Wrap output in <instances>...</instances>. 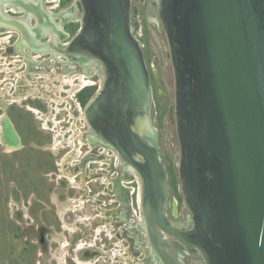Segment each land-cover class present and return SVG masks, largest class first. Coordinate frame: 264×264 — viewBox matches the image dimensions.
<instances>
[{
    "label": "water",
    "instance_id": "1",
    "mask_svg": "<svg viewBox=\"0 0 264 264\" xmlns=\"http://www.w3.org/2000/svg\"><path fill=\"white\" fill-rule=\"evenodd\" d=\"M79 27L66 55L94 60L100 81L84 107L90 130L139 182L148 246L162 264L185 248L203 264H264V0H149L173 72L180 187L188 227L167 217V170L151 120V76L131 29L133 0H76ZM0 141L21 138L0 115Z\"/></svg>",
    "mask_w": 264,
    "mask_h": 264
},
{
    "label": "rangeland",
    "instance_id": "2",
    "mask_svg": "<svg viewBox=\"0 0 264 264\" xmlns=\"http://www.w3.org/2000/svg\"><path fill=\"white\" fill-rule=\"evenodd\" d=\"M147 2L148 0L132 2L131 29L141 45H144L145 61L150 74L153 69H156L163 85L162 88L158 87L151 78L153 94L151 120L157 130L156 145L160 151L161 161L168 170V179L173 191L172 198L176 200V214H172L170 206H167L165 211L171 221L182 227L187 226L189 210L181 191L178 172L179 145L174 118L173 72L164 31L159 23L150 21L144 13ZM76 6V0H62L60 8H52V12L59 17V10L67 8L61 15L74 19L72 23L65 26V29L72 35L79 27L78 19H76L78 18L76 17ZM140 26L142 27L140 28ZM89 79L98 82L96 78L90 77ZM96 90L97 84H94L90 88H85L82 96L85 95L87 98L89 95L88 98H91ZM24 103L25 101H18L8 105L4 111L14 122L24 147L21 150L12 151L5 148L0 141V264H75L73 258L76 259L77 255L80 259H86L85 255L89 254L90 250L97 248L100 251L104 250V254L108 253L109 255H100L95 264H127L125 258L121 263L119 257L128 256V252L125 250L127 243L118 240L116 241L118 245L113 246L108 240L106 242L98 241L95 238V233L90 229L94 213L97 211L96 200L107 201L106 199L111 197L108 194L97 196L95 193L96 191L102 192L105 186L109 187L105 175H101V178L90 176L96 168L105 167V164L102 163L106 158L100 159L99 163H90L85 173L88 180L81 178L78 172H75L74 180L46 175L47 170L50 169V161L60 162L73 148L72 139L77 136V133L73 135L70 126L77 122L79 115L70 117L61 112L59 116L65 120L51 125L46 122L47 117L50 116L49 110H45L43 107V112H47L40 118L35 113L28 111ZM57 105L58 102L53 104V106ZM68 120L69 122H67ZM44 125H49L51 129H40ZM76 130L80 132L78 127ZM58 133H60L59 138H57ZM55 139L59 140L58 146L54 144ZM51 145L56 147L52 150L46 149ZM78 149H81L84 154L88 150V146L82 144ZM99 150L101 153L102 147ZM106 152H109L110 155L113 154L108 149ZM78 156H73L72 161L77 162L81 158L80 155ZM64 168V166L59 167L60 170ZM51 169L55 171V167ZM56 173L57 175L61 174L59 170H56ZM109 175L110 177L115 176L111 172ZM135 182L136 180L133 179L129 183L133 221L140 217L137 199L138 183ZM72 213L76 215L72 216ZM134 226L137 225L133 224V230L136 229ZM66 227L69 231L65 229ZM70 230L84 232L85 236H82V242H86L87 245L80 246L81 248L91 247L88 249L84 247L80 250L77 248L80 242L73 248L71 244L64 245L70 240L69 236L72 234ZM140 236H145V233L141 231ZM123 243L126 247L123 246ZM131 244V260L135 259L139 262L137 264H140L143 261L145 250L138 249L139 246L134 243V240ZM114 252L117 256L115 263L110 261L111 259L108 260L113 257ZM180 260L183 264H196L192 258L187 256L181 257Z\"/></svg>",
    "mask_w": 264,
    "mask_h": 264
},
{
    "label": "flooded vegetation",
    "instance_id": "3",
    "mask_svg": "<svg viewBox=\"0 0 264 264\" xmlns=\"http://www.w3.org/2000/svg\"><path fill=\"white\" fill-rule=\"evenodd\" d=\"M148 2L144 7L145 15ZM61 4L62 0H57L56 2L53 0H0V115L5 114L4 111L8 105H12L18 101H25L24 104L27 106L26 109L35 113L40 118L41 115L45 116V113L47 112H43V107H45V110H49L50 112V116L47 117L46 122H49L51 125H56V123L63 122L65 120L59 116L61 112H64L65 116L70 117H76L79 115V120L77 119V122L71 124L70 127L71 130L75 132L73 134L77 133L76 127H78V130H80L83 137L82 143L87 144L88 150L82 154L81 149H75L73 145V148L67 153L68 156L66 155L65 157L69 159L72 158V156L80 155L81 158L79 161L71 162L72 159L64 160L65 158L60 160V162L55 160L50 161V169L47 170L46 175H55L58 178H69V175H72L74 180V177L76 176L75 172H78L81 178L88 179V176L85 177V173L87 172L90 163H99L100 159L106 158L102 163L103 165L105 164V167L96 168L95 171H92L90 176L101 178V175H105V178L109 181L107 182L109 187L105 186L102 192L96 191L95 193L97 196L100 194H108L111 197H108L106 199L107 201H101V199L96 200L97 211L94 213L95 215L93 217L92 224L90 225V229L93 230L96 235L95 238L98 239V241L106 242L108 240V242L113 244V246L118 245L116 242L118 240L119 242L123 241L127 243V248L125 250L128 252V256L119 257L121 263L122 259L128 258V262L126 261V263L130 264L132 241L134 240V243L139 246L138 249H143L145 251H147L146 244L148 243L145 236H140L141 231L145 233L144 225L140 220L142 216L141 212L140 217L137 218L138 221L140 220V223L138 222L137 224V220H132L131 186L129 183L135 179V183H138L137 187L139 189V182L133 175L132 169L127 164L116 158L114 150L105 142L101 141L90 130L89 126L85 124L84 115L82 113L84 112L85 105L91 98H88L89 95L87 98L85 95L82 96V92H84L85 88H90V86H93L94 84H97L98 88L100 80V67L94 60L85 59L84 57L77 55H66L62 52L63 45L73 36L65 29V26L72 23L74 19H69L66 15L63 17L55 16L56 13L52 12V8H60ZM66 10L67 8L65 7L64 9L59 10V13H64ZM77 21L79 22V20ZM141 27L142 26H140V28ZM142 49L145 58L146 52L144 50V45L142 46ZM52 68H57L64 77L73 73L72 79L75 83H77V85L75 84L76 89L71 92L72 95L68 92V89H72V86L69 85L67 81L61 83L57 79H52L53 81L49 80L48 74ZM80 74H84L88 78L84 87H81L80 84L78 86V76ZM18 75L20 78H18ZM5 76L7 77L5 78ZM90 77L96 78L98 82H93V80L89 79ZM51 84L56 85L57 88L61 85L59 87L60 89H55L53 91ZM11 95L18 96V98L16 97L17 100H14L13 102ZM8 96L10 97L8 98ZM55 102H58L57 106H53ZM80 121L84 122L81 123ZM11 122L15 128L14 122L12 120ZM67 122H69V120ZM40 129L50 130L51 128L49 125H44ZM15 130L17 131L16 128ZM17 133L20 136L18 131ZM59 135L60 133H58L57 138H59ZM51 146L46 149L52 150V148L56 147L54 145ZM100 146L103 149L101 153L99 150L101 148ZM23 147L24 146L21 143V147L12 149V151L21 150ZM107 149L113 152V154L110 155L109 152H106ZM60 166H64L65 168L60 170ZM52 167H55V171H52ZM56 170H59L61 174L57 175ZM110 172L115 176L110 177ZM167 182L171 186L168 179V170ZM172 193L173 191L171 187V197ZM167 206H170V210L172 211L171 202ZM74 215L76 214L72 213V216ZM133 224L137 225L134 226V228H136L135 230H133ZM188 225L189 223L187 220V226L183 227L187 228ZM65 229L68 230L67 227ZM70 231L72 232L69 236L70 240L64 245L71 244L72 248L75 245L77 246L78 242H80L78 245H87L86 242H82V236H85L84 232L75 230ZM132 234H134V237H132ZM81 246H77V248L80 249ZM123 246L126 247L124 243ZM90 247L91 246H87L85 248L88 249ZM81 249H84V247ZM90 251L91 252L89 254L85 255L86 259L81 260L78 257L79 255L76 257L81 262L93 261V264H95V262L99 260L98 258L100 255L105 253L104 250L100 251L99 248L92 249ZM176 252L177 260H179L181 264H183L180 260L181 257L187 256L192 258L185 248H180V250ZM150 253H145L143 261H141L140 264H149L151 262L154 264H162L159 257L155 253L154 255L156 258H153L154 256ZM108 255V253L104 254V256ZM112 256L113 257L108 258V260L111 259L110 261L115 263L117 258L115 252ZM192 259L196 264H203L202 260L199 261L194 258ZM79 261L76 259L74 260L75 264H78Z\"/></svg>",
    "mask_w": 264,
    "mask_h": 264
},
{
    "label": "bare ground",
    "instance_id": "4",
    "mask_svg": "<svg viewBox=\"0 0 264 264\" xmlns=\"http://www.w3.org/2000/svg\"><path fill=\"white\" fill-rule=\"evenodd\" d=\"M54 2H56L57 0H53ZM10 4V3H9ZM13 4V3H12ZM76 4H77V6H76V10H77V12H76V17H78L79 18V16H80V9H79V6H78V3L76 2ZM11 10V9H10ZM57 14H55V16H56ZM61 17H63V15H61V14H59ZM78 18H76V19H78ZM1 33V32H0ZM23 40V39H22ZM21 42V41H20ZM40 43V42H39ZM32 53V52H31ZM30 54V53H29ZM1 57V56H0ZM33 57V56H32ZM37 58V57H36ZM35 58V59H36ZM69 59H71L70 57H68ZM34 59V58H33ZM76 62V61H75ZM16 63V62H15ZM72 65V64H71ZM69 67H71V66H69ZM67 71V70H66ZM34 74V73H33ZM73 74V73H72ZM72 74H68L67 75V77H64L63 75H61V73H60V71L57 69V68H55V69H51L50 70V73L48 74V78H49V80H51V81H53L52 79H57V80H59L61 83H64L65 81H67V83H69V85H71L72 86V89H68V92L70 93V95H72V91L74 90V89H76V85H77V83H75V81L72 79ZM91 75V74H90ZM19 76V75H18ZM47 76V75H46ZM74 76V75H73ZM7 76H5V78H6ZM10 77V76H9ZM18 78H20V76L18 77ZM32 78V77H31ZM86 76L84 75V74H80L79 76H78V86H79V84L81 85V87H84L85 86V84H86V82H87V80H86ZM43 79V78H42ZM41 79V80H42ZM30 81V80H29ZM50 82V81H49ZM66 83V84H67ZM76 84V85H75ZM46 85V84H45ZM52 85V90L54 91L55 89H60L59 87L61 86V85H59V87L57 88V86L56 85H54V84H51ZM30 88V87H29ZM39 88V87H38ZM45 88V87H44ZM43 88V89H44ZM69 88V87H68ZM18 90V89H17ZM45 91V90H44ZM62 91V90H61ZM6 92V91H5ZM17 92H19V91H17ZM52 92V91H51ZM59 92V91H58ZM7 93V92H6ZM13 93V92H12ZM15 93V92H14ZM28 93V92H27ZM10 95V94H9ZM69 95V96H70ZM21 96V95H20ZM19 96V97H20ZM10 96H8V98H9ZM18 98V96H13V95H11V99H12V101L14 102V100H17V98ZM48 97V96H47ZM50 97V96H49ZM68 97V96H67ZM4 99V98H3ZM49 99V98H48ZM52 99V98H51ZM50 99V100H51ZM58 99H59V97H58ZM53 100V99H52ZM55 100V99H54ZM56 101V100H55ZM54 102V101H53ZM83 114V113H82ZM83 116V115H82ZM86 124V123H85ZM77 128V127H76ZM73 133H75V132H73ZM80 133L81 132H77V136L76 137H74V139H72V142H74V148L75 149H78L79 148V145L81 146V144H83L82 143V141H83V137H82V134L80 135ZM74 135V134H73ZM1 139V138H0ZM85 140V139H84ZM55 143V145H57L58 143H59V140H57V139H55V141H54ZM68 142V141H67ZM70 143V142H69ZM61 144V143H60ZM58 146V145H57ZM73 152H74V150H73ZM67 155V154H66ZM68 156V155H67ZM115 157L117 158V156H116V154H115ZM63 158H65L64 160H71L72 158H74L73 156H72V158H67V157H63ZM78 158H79V156H78ZM79 161V160H78ZM121 161V160H120ZM73 162V161H72ZM75 162V161H74ZM63 164V163H62ZM61 164V165H62ZM119 164V163H118ZM92 170V169H91ZM73 171V170H72ZM90 171V170H89ZM95 171V170H94ZM134 175V174H133ZM135 176V175H134ZM64 177H66V176H64ZM98 177V176H97ZM136 177V176H135ZM75 178V177H74ZM73 180V177H72V175H69V180ZM87 178H85L84 180H86ZM88 180V179H87ZM90 181V180H89ZM73 182V181H72ZM109 182V181H108ZM76 187V186H75ZM78 188V187H77ZM127 188V187H126ZM79 199V198H78ZM138 199V198H137ZM130 203V202H129ZM101 204V203H100ZM139 218V217H138ZM137 220V219H136ZM140 220H141V218H140ZM140 220L138 221V222H140ZM108 227V226H107ZM68 228V227H67ZM102 228V227H101ZM80 246V245H79ZM145 246V245H144ZM146 246H147V251H144L145 253H150V254H152L154 257L153 258H156V256L154 255V253L152 252V250H151V248L148 246V243L146 244ZM84 247H86V246H84ZM81 249V248H80ZM150 251V252H149ZM125 253V252H124ZM132 258V257H131ZM130 258V259H131ZM75 260V259H74ZM76 260L77 261H79V259L76 257ZM82 260V259H81ZM126 261L128 262V258H126ZM157 262V261H156ZM77 263V262H76ZM79 263L80 264H93L94 262L93 261H90V262H81V261H79ZM78 263V264H79ZM137 263H139V262H137L135 259L132 261L131 260V263L130 264H137ZM153 263V262H152Z\"/></svg>",
    "mask_w": 264,
    "mask_h": 264
}]
</instances>
